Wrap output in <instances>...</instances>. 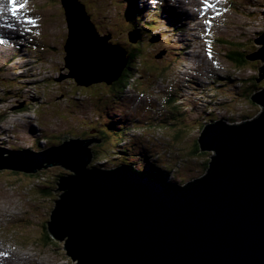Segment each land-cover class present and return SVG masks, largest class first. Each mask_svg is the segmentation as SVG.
Instances as JSON below:
<instances>
[{
	"label": "rangeland",
	"instance_id": "1",
	"mask_svg": "<svg viewBox=\"0 0 264 264\" xmlns=\"http://www.w3.org/2000/svg\"><path fill=\"white\" fill-rule=\"evenodd\" d=\"M125 1L137 4L138 0H15L17 5L26 6L14 17L8 11V0H0V40L4 41L0 44V149L38 154L82 134L83 140L102 141L86 148L91 156L88 170L91 166L96 170H114L124 159L134 164L135 169L131 168L135 172L150 173L148 169L155 166L162 171L169 168L163 181L180 185L199 177L195 166L200 165L187 160L189 167L178 166L175 163L183 159L177 153L172 158L167 153L164 158L174 159L176 168L164 164L161 150L168 143L167 132L155 131L153 126L149 129L151 121L154 125L153 121L161 120L165 114L183 117L190 125L189 137L196 140L203 126L219 121L234 126L262 113V108L250 101V97L264 90V78L255 83L264 60H246V67L238 70L225 53L236 43L243 45L249 55L263 47L253 41L264 33V0H180L183 10L187 8L185 15L190 20L187 25L180 15L176 20L167 14L169 5L159 13L153 10V15L158 16L148 22L140 10L132 13L133 9L131 12L126 8ZM125 8L130 18L133 17V27L127 23ZM85 12L93 16L99 31L90 37V42L86 40L88 46L102 45L104 50L108 49L111 40H106L108 35L100 34L108 32L117 44L127 49L138 45L145 61L143 65L153 68L149 72L138 69L132 90L110 95L106 83L87 80L91 72L87 66L81 72L83 81L77 83L69 77L71 70L64 62L63 47L67 41L82 39ZM195 15L203 16L208 23L199 24ZM67 16L74 17L69 19L71 26ZM29 19L34 23H26ZM195 23L206 34L205 39L199 40L212 53L206 64H195L191 58V55L196 60L203 58L198 51L203 49L202 42L189 41L195 35L192 31ZM17 29L29 31L25 35L31 39L22 41L16 49L10 41L19 38ZM96 52L102 55L103 49L99 47ZM72 66L75 68V61ZM157 68L161 72L163 68L173 71L165 80H156ZM100 69L97 70L102 74ZM147 79L154 85L153 90L148 91ZM138 81L142 85L138 86ZM85 85L89 86L86 90ZM169 93L177 98L178 114L170 109L164 112L159 106ZM87 131L89 137L83 134ZM64 136L67 139H62ZM205 153L203 158L210 163L215 154ZM203 158L198 161L202 162ZM70 176L71 172L60 166L41 168L35 173L0 170V264H75L65 250L64 239L53 238L54 242L49 244L50 240L46 243L43 237L44 221L49 223L57 197L62 194L55 192L56 184Z\"/></svg>",
	"mask_w": 264,
	"mask_h": 264
},
{
	"label": "water",
	"instance_id": "2",
	"mask_svg": "<svg viewBox=\"0 0 264 264\" xmlns=\"http://www.w3.org/2000/svg\"><path fill=\"white\" fill-rule=\"evenodd\" d=\"M73 18L67 16L69 26ZM81 29L82 39L63 48L69 77L83 81L87 66L90 83L110 85L126 64L124 50L101 45L97 55L99 47L86 44L98 35L87 17ZM253 43L263 47L246 60L263 62L264 33ZM258 69L255 83L264 78V66ZM252 96L262 108L253 122L240 130H229L233 127L221 121L204 127L201 151H213L215 157L208 174L190 185L158 181L131 167L88 170L87 146L102 141L62 140L67 136L60 146L38 154L0 149V170L35 173L60 166L71 172L56 184L55 192L62 194L47 231L65 240L75 264H264V90Z\"/></svg>",
	"mask_w": 264,
	"mask_h": 264
},
{
	"label": "trees",
	"instance_id": "3",
	"mask_svg": "<svg viewBox=\"0 0 264 264\" xmlns=\"http://www.w3.org/2000/svg\"><path fill=\"white\" fill-rule=\"evenodd\" d=\"M136 5L137 4H133L132 8H131L134 10V13L138 12L137 10H139L137 8L138 6H136ZM86 15H87V17L89 16L88 17L89 21L94 25V23L92 21L93 16L91 17L89 14H86ZM130 26L133 27L132 24H130ZM94 27L98 31V29L95 25H94ZM100 34L104 35L102 32H100ZM111 43L119 46L121 49H124L127 60H126V64H125L123 70L120 73L119 78L116 81L112 82L110 85H108L106 91H108L110 93V95L123 94V93H125L126 89H132L131 84L134 83V86H135V81L137 80L136 76H137L138 69H140V70L145 69L148 71V69L150 67H148V66L145 67L143 65V63L145 61L142 57V51L138 45L131 46V48L137 47L135 49H131V48L127 49L124 45L117 44V42H115V41H112ZM64 46H65V44H64ZM244 49H246V48L241 44H237V43L231 44L229 51H228V54L225 53L226 59L228 57L229 61L232 62L234 64V67L238 70H242L243 68H245L247 63H248L246 61V58L249 56V53H247V51H245ZM63 52H64V50H63ZM152 69L153 68H151L149 70H152ZM157 70L158 71L154 72V74L156 73L158 75V77L155 78L156 80H159V79L165 80L166 76L168 74L170 75L172 72L168 68H163L162 72L158 68H157ZM147 82H149V81L147 80ZM139 83H141V84H139ZM101 85H102L101 87L104 86L103 84H101ZM137 85L138 86L142 85V81L141 82L138 81ZM153 86L154 85L152 84V82L150 80V83L148 84V88H147L148 91H149V89L153 90L154 89ZM170 87H172V83L170 84ZM252 88H253L252 92L255 93V91H254L255 87L252 86ZM83 89L86 90L87 88L84 87ZM254 96H255V94L252 97H254ZM176 99L177 98L174 95H172V93H169L168 96L164 97V100H163L164 104L159 103V106L161 107V109L164 112L168 113L169 111H167V110L170 109L171 113L174 112V113L178 114L179 113V112H177L178 111V104H177ZM14 109H15V107H14ZM260 114L258 116H256L253 120H250V121L253 122L254 120H256L260 116ZM246 119H248V118H246ZM184 120H185V118H183V117L178 118L175 115V117L173 118V117H170L167 114H165L164 118H162L161 120L153 121L155 123L154 125L151 121V127L149 128V129H151L153 126V129L155 131H157V129H158V131H161V132L166 131L167 132L168 143L163 144L165 149L163 147V150H161L162 159L164 161V164L170 163L172 165V168H176V166L173 165V163H175L174 159H170V158L164 159V158H165V155L167 153L170 154L171 158L173 156V153H175V154L177 153L178 157L183 159L180 163H175L178 166H182L184 168L189 167V165H188L189 163H187V160L188 161L194 160L195 165L196 164L200 165L199 168L195 166V169L197 168V170H199V172H200L199 177H195V178L192 177V178H190V180L188 182L184 181L183 184H180L177 186H186V185L192 184L195 181L201 180L203 177H205L208 174V170L210 168L209 161H207V160L205 161L203 158L207 152L205 153L204 151H201L202 148L199 145L198 139L195 140V139H192L191 137H189V131L188 130L190 129V127H189L190 125H189V123H186ZM250 121H248V122H250ZM248 122H246V123H248ZM246 123H242V124H238V125H234V126L232 125L233 128L230 127L229 130H240L246 126ZM227 127H228V125H227ZM203 128H204V126H203ZM203 128H202V130H203ZM191 130H193V129H191ZM83 134L85 136L89 137L90 132L87 131V132H84ZM80 137L78 139H82V134ZM56 144H60V142H57ZM201 158H203V160H202V162H199L198 160H200ZM157 165H159V164H157ZM122 166L132 167L135 169L134 164L128 163V161L124 162V159L120 161L119 167H122ZM91 167H90L91 169L94 168L93 166H91ZM116 168H118V167H115L114 169H116ZM152 169L153 170L148 169V171L150 173H153L152 176L153 175L155 176V177L153 176V178L158 180V181H163L164 179H166V177L168 176L167 174L170 172L169 168H166L165 171L164 170L162 171L161 169L159 170V168H157V166H155ZM162 172H164V173H162ZM168 182H169V184L176 185V183H174V181H166V183H168ZM46 192H48V190H46ZM58 197H59V195H58ZM58 197H57V199H58ZM49 218H50V216H49ZM47 222L48 221H44L43 228H44L46 233H45V235H43V237H44V240L46 243L48 240H50L49 244H51L54 241H53V238L51 237V235L49 234V232H47V230H48Z\"/></svg>",
	"mask_w": 264,
	"mask_h": 264
},
{
	"label": "snow or ice",
	"instance_id": "4",
	"mask_svg": "<svg viewBox=\"0 0 264 264\" xmlns=\"http://www.w3.org/2000/svg\"><path fill=\"white\" fill-rule=\"evenodd\" d=\"M153 2H155V0H153ZM25 3H21L19 5H17L15 3V0H8V11L11 13L12 16L15 17V15L17 14L18 11L22 10L23 8H25ZM210 5L206 4V7H209ZM26 23H29V24H33L34 21L32 20H27ZM205 23L207 24L208 21L206 20ZM4 43L3 40H0V44Z\"/></svg>",
	"mask_w": 264,
	"mask_h": 264
},
{
	"label": "bare ground",
	"instance_id": "5",
	"mask_svg": "<svg viewBox=\"0 0 264 264\" xmlns=\"http://www.w3.org/2000/svg\"><path fill=\"white\" fill-rule=\"evenodd\" d=\"M100 11V10H99ZM128 11V10H127ZM97 31V30H96ZM110 34V33H109ZM112 35L110 34V37H111ZM17 49V48H16ZM124 50V49H123ZM257 52V51H256ZM263 66V65H262ZM5 96V95H4ZM261 107V106H260ZM72 109V108H71ZM80 126V125H79ZM81 130V129H80ZM52 134V133H51ZM59 134V133H58ZM71 135V134H70ZM47 137V136H46ZM56 137V136H55ZM33 143V142H32ZM205 152V151H204ZM147 167V166H146ZM154 176V175H153ZM155 177V176H154ZM169 183V182H168Z\"/></svg>",
	"mask_w": 264,
	"mask_h": 264
}]
</instances>
